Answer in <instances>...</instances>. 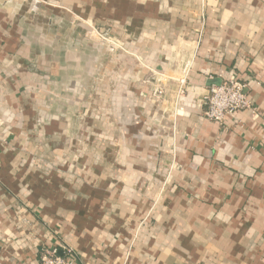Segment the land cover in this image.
Instances as JSON below:
<instances>
[{
    "label": "crops",
    "instance_id": "0c3cea01",
    "mask_svg": "<svg viewBox=\"0 0 264 264\" xmlns=\"http://www.w3.org/2000/svg\"><path fill=\"white\" fill-rule=\"evenodd\" d=\"M65 246L264 264V0H0V264Z\"/></svg>",
    "mask_w": 264,
    "mask_h": 264
},
{
    "label": "built area",
    "instance_id": "2783aa9c",
    "mask_svg": "<svg viewBox=\"0 0 264 264\" xmlns=\"http://www.w3.org/2000/svg\"><path fill=\"white\" fill-rule=\"evenodd\" d=\"M100 37L104 38L103 36ZM158 94L161 95L162 91L159 90ZM204 101L206 105L205 116L209 120L217 123H223L225 118L229 115H234L252 108V104L246 93V85L237 80H228L221 82L219 85L210 86ZM74 263L75 252L68 246L64 247L63 256H60L57 250L44 249L40 262V264Z\"/></svg>",
    "mask_w": 264,
    "mask_h": 264
},
{
    "label": "water",
    "instance_id": "95a60500",
    "mask_svg": "<svg viewBox=\"0 0 264 264\" xmlns=\"http://www.w3.org/2000/svg\"><path fill=\"white\" fill-rule=\"evenodd\" d=\"M220 84V83H219ZM219 84H217V85H219Z\"/></svg>",
    "mask_w": 264,
    "mask_h": 264
}]
</instances>
